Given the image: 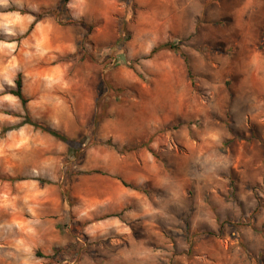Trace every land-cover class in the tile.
Returning a JSON list of instances; mask_svg holds the SVG:
<instances>
[{"label":"clouds","instance_id":"clouds-1","mask_svg":"<svg viewBox=\"0 0 264 264\" xmlns=\"http://www.w3.org/2000/svg\"><path fill=\"white\" fill-rule=\"evenodd\" d=\"M0 264H264V0H0Z\"/></svg>","mask_w":264,"mask_h":264}]
</instances>
